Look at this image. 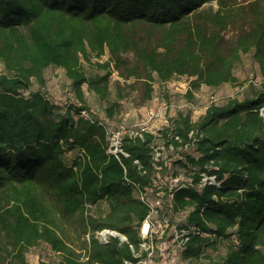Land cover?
Masks as SVG:
<instances>
[{
  "label": "trees",
  "instance_id": "16d2710c",
  "mask_svg": "<svg viewBox=\"0 0 264 264\" xmlns=\"http://www.w3.org/2000/svg\"><path fill=\"white\" fill-rule=\"evenodd\" d=\"M245 55L259 79L242 99L194 122L178 112L159 136L124 135L127 157L108 153L120 80L145 104L155 82L186 77L192 101L201 86L237 83ZM0 65V264H31L26 253L39 245L55 261L36 264L137 263L148 208L136 187L161 199L165 230H188L184 259L224 243L211 264H264V0H0ZM48 68L63 71L74 103L59 107L43 91ZM84 86L105 102V119L87 109ZM193 130L202 137L183 151ZM156 144L169 155L154 160ZM205 166L220 188L196 187ZM178 174L191 183L168 192ZM104 229L125 241L101 244Z\"/></svg>",
  "mask_w": 264,
  "mask_h": 264
},
{
  "label": "rangeland",
  "instance_id": "374dc122",
  "mask_svg": "<svg viewBox=\"0 0 264 264\" xmlns=\"http://www.w3.org/2000/svg\"><path fill=\"white\" fill-rule=\"evenodd\" d=\"M107 56H104L99 61H106ZM87 73L89 74H102L103 71L99 70V68L95 64H84ZM2 71V67L0 65V73ZM234 74L238 78V82L235 84H225L218 88H209L206 86H201L197 90L193 92V102L197 106L203 105L208 97H214L217 100L218 105L224 104L228 99L237 98L242 99L248 85L253 82L256 83L259 79L258 75V66L254 63L249 55L243 56L240 63H238L234 68ZM45 86L43 91L47 94V96L51 99V101L59 106L66 107L69 104L75 102L72 94L69 93V82L65 78V75L62 70L58 68H48L45 71ZM114 80H120L116 73L111 74L110 82ZM121 81V95L122 99L118 102V109L115 111V116L111 120V124L113 127L119 124L121 115L128 112L133 116L131 118L124 119L126 123H133L138 121L137 123H141L145 119V113L148 109L154 108L161 101H170V102H178L181 100H185L184 93L188 89L189 79L186 77H175L171 81L159 84H153V97L152 99L145 103L140 104V94L138 91L131 90L128 86L129 81L125 83ZM34 89H37V86L34 85ZM84 96L86 100L87 109L95 114L100 119H105L104 108L106 107L105 102L100 100L94 95L92 92L87 90L84 86ZM110 100L115 99V88L113 85L110 87ZM126 110V111H125ZM125 111V112H123ZM187 112V111H185ZM175 116V114L170 113V116L167 118L168 125L169 121ZM201 115L199 113L192 114L191 117L194 120H197ZM131 120V121H130ZM150 131H156L158 129L163 128L161 123H153L152 125H148ZM169 153L166 151L164 153V158L168 156ZM168 235V233H167ZM160 233L155 235V242L152 243V254L153 259L150 264H211L210 259H215L217 255L224 254L225 252V244L218 243L217 250L211 251L210 249L206 250L204 254L195 261H190L188 259H184L181 256L182 250L175 247L171 242V239H160L158 238ZM55 256L49 251V249L45 245H39L33 248H30L26 253V259L31 263H37L39 260L46 261H55ZM142 257L141 259H143Z\"/></svg>",
  "mask_w": 264,
  "mask_h": 264
},
{
  "label": "built area",
  "instance_id": "2783aa9c",
  "mask_svg": "<svg viewBox=\"0 0 264 264\" xmlns=\"http://www.w3.org/2000/svg\"><path fill=\"white\" fill-rule=\"evenodd\" d=\"M217 104V100L214 97H208L205 103L201 106H197L193 101H189L187 99L181 100L178 102H168L161 101L154 108L148 109L146 111L145 119L141 123H137L135 121L133 123H126V120L133 116L131 113H124L123 121L119 123L114 129H109L108 134V153L113 155L118 159V155L121 154L127 157V154L123 152L121 147L122 137L124 135H128L129 138L139 137L141 138L142 132H148L153 134L154 136H159V131L163 129L165 126H168L167 118L170 116V113L177 114L178 112H190L192 114L199 113L202 115L205 110L211 106ZM82 114H85L82 112ZM261 116L264 118L263 109L260 110ZM192 121H196L191 117ZM131 121V120H130ZM153 123H161L163 128L158 129L156 131H150L148 125H152ZM202 137L201 133L198 131H190L188 133L189 142L185 143L182 147L183 151H187L188 149L194 147L198 140ZM178 143L181 142L178 136L173 137ZM169 151H173L172 145H169ZM165 149L161 144H156L153 147L152 157L154 160H159L163 158ZM137 164V161H134ZM208 168L206 172H202L199 174V182L197 183V188H202L204 185H212L215 188H220V183L217 181L214 173L209 172L211 167L205 166ZM182 183L190 184V180L185 179L181 174L176 176H172L166 182V189L170 192L174 187L181 185ZM137 197L139 200L144 203L148 208V214L140 228V236L143 239L141 249L146 253L143 259H140L135 264H150L153 259L152 254V243L154 242L155 235L160 233V239H171V242L175 247L181 249L184 247L185 243L188 239V230L184 229H176L175 227L170 228L169 230H165L167 228L166 220L158 222L156 217L158 215V211L161 208V199L158 197H152L147 192L141 191L138 187H136ZM193 233L199 234L195 229H191ZM168 233V235H167ZM96 236L101 244H106L109 240V237H118L120 242L125 241V238L116 232L110 230H101L96 233ZM125 264H132L125 261ZM157 264V263H156Z\"/></svg>",
  "mask_w": 264,
  "mask_h": 264
},
{
  "label": "crops",
  "instance_id": "0c3cea01",
  "mask_svg": "<svg viewBox=\"0 0 264 264\" xmlns=\"http://www.w3.org/2000/svg\"><path fill=\"white\" fill-rule=\"evenodd\" d=\"M34 264H36V263H34Z\"/></svg>",
  "mask_w": 264,
  "mask_h": 264
}]
</instances>
